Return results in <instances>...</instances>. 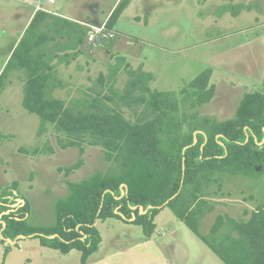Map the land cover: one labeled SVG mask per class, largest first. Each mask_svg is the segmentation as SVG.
<instances>
[{
    "label": "rangeland",
    "instance_id": "374dc122",
    "mask_svg": "<svg viewBox=\"0 0 264 264\" xmlns=\"http://www.w3.org/2000/svg\"><path fill=\"white\" fill-rule=\"evenodd\" d=\"M54 1L64 9V15L85 21L88 30L80 49L83 55L70 65L56 68L57 77L65 83V88L54 92L58 99H82L90 93L89 88L110 94L111 83L124 93L133 79L129 68L151 73L152 91L176 93L180 114L194 111L183 107L181 90L208 69L215 95L196 109L200 116L230 119L244 94H264V0H132L113 30H107L105 25L120 0ZM17 2L0 0V76L36 11L33 6ZM121 59L124 62L116 81L108 82L111 67ZM100 76L105 82L102 87ZM4 83L0 95V204L17 211L28 201V224L53 228L57 223L56 203L70 195L67 182L78 183L96 173L115 174L117 164L106 159L100 147L84 145L83 154L78 147L62 148L61 143L68 137L53 125H47L46 132L40 135L41 119L23 105V73L7 72ZM121 110L135 122L144 107L140 104L134 110ZM21 149L40 152L32 155ZM81 159L82 167L71 175L60 171ZM15 182L16 191L12 188ZM209 191L206 200L214 211L201 220L202 234L210 232L220 215L244 222L264 206V173L227 175L221 187L214 184ZM13 194L17 197L16 207L3 203ZM19 199L25 203L22 205ZM155 223L152 237L147 238L143 228L133 223L116 218L97 221L102 242L87 264H224L169 208L155 218ZM2 241L0 234V264H82L78 250L64 255L41 246L33 237L14 244ZM10 244L11 250L5 256Z\"/></svg>",
    "mask_w": 264,
    "mask_h": 264
},
{
    "label": "trees",
    "instance_id": "16d2710c",
    "mask_svg": "<svg viewBox=\"0 0 264 264\" xmlns=\"http://www.w3.org/2000/svg\"><path fill=\"white\" fill-rule=\"evenodd\" d=\"M131 2L120 0L105 25L107 30L114 29ZM87 33V27L79 23L37 12L0 76V95L5 89V74L22 72L23 105L41 119L39 134L46 132L47 125H53L68 137L61 143L64 149L78 147L83 154L84 145L100 147L106 159L116 162L117 172L67 182L70 195L56 203L57 223L53 228L28 224V201L9 214L11 207L0 204L2 243L33 236L41 246L64 255L78 250L81 263L87 264L102 242L97 221L116 218L133 223L150 238L157 226L155 218L169 208L224 264H264V206L248 221L220 215L208 234L199 230L201 220L214 211L206 200L212 185L221 187L227 175L264 173V94H244L230 119L200 116L196 109L215 95L208 69L181 90L183 107L194 111L180 114L176 93L152 91L151 73L126 66L133 79L124 93L111 83L110 94L89 88L90 93L82 99H58L54 92L65 88V83L57 77L56 68L70 65L82 54ZM123 62L121 59L111 67L108 82L116 81ZM99 83L104 86L103 76ZM140 104L143 112L137 114L135 122L128 120L121 108L134 110ZM21 152L38 155L40 151ZM82 165L81 159L60 171L69 176ZM12 188L17 190L16 182ZM16 201L14 195L3 203L11 206ZM10 250L11 244L5 256Z\"/></svg>",
    "mask_w": 264,
    "mask_h": 264
},
{
    "label": "crops",
    "instance_id": "0c3cea01",
    "mask_svg": "<svg viewBox=\"0 0 264 264\" xmlns=\"http://www.w3.org/2000/svg\"><path fill=\"white\" fill-rule=\"evenodd\" d=\"M18 2L17 3H20L21 5H27V6H33V8H36V11L34 12V14L31 16L30 20L28 21L27 25L25 26L24 28V33L26 32V30L28 29L29 25L31 24L32 20L34 19L35 15L37 12L39 11H44L50 15H53V16H56V17H59V18H63V19H67L69 21H73V22H76V23H79L85 27H87L84 23L85 21H82L80 19H74V18H71V17H68L67 15H64L62 12L64 11V9H60L59 6H57V2L54 1V3H50L48 1H43V0H35L34 3H32V0H17ZM24 2V3H23ZM33 4V5H31ZM51 4H55L53 5V8L51 7ZM44 6V7H43ZM46 7V8H45ZM32 8V7H30ZM55 10V11H53ZM55 12V13H54ZM20 41V40H19ZM19 43V42H18ZM85 43V42H84ZM16 44L14 46V48L12 49V51H14V49L16 48ZM83 49V48H82ZM11 51V52H12ZM84 51V49H83ZM83 55V53L81 54ZM150 241V240H149ZM133 251V250H132ZM131 252V251H130ZM162 264V263H161Z\"/></svg>",
    "mask_w": 264,
    "mask_h": 264
},
{
    "label": "water",
    "instance_id": "95a60500",
    "mask_svg": "<svg viewBox=\"0 0 264 264\" xmlns=\"http://www.w3.org/2000/svg\"><path fill=\"white\" fill-rule=\"evenodd\" d=\"M122 187H124V188H126V186L125 185H122ZM174 198V197H173ZM18 202H20V203H22V205L25 203V201L24 200H22V199H19L18 200ZM21 205V206H22ZM17 205H13V207H16ZM10 211H12V209L10 210ZM10 211H8L6 214H9L10 213ZM140 211H141V213H144V211H143V209L141 208L140 209ZM33 237V236H32ZM55 237V236H54ZM54 237H52V238H54ZM20 239H25V237L24 236H20L19 237ZM8 243H13L14 244V242H11L10 240H8Z\"/></svg>",
    "mask_w": 264,
    "mask_h": 264
},
{
    "label": "built area",
    "instance_id": "2783aa9c",
    "mask_svg": "<svg viewBox=\"0 0 264 264\" xmlns=\"http://www.w3.org/2000/svg\"><path fill=\"white\" fill-rule=\"evenodd\" d=\"M49 2H51V3H53L54 2V0H48Z\"/></svg>",
    "mask_w": 264,
    "mask_h": 264
},
{
    "label": "bare ground",
    "instance_id": "6f19581e",
    "mask_svg": "<svg viewBox=\"0 0 264 264\" xmlns=\"http://www.w3.org/2000/svg\"><path fill=\"white\" fill-rule=\"evenodd\" d=\"M106 28V27H105ZM122 188H124V187H122Z\"/></svg>",
    "mask_w": 264,
    "mask_h": 264
}]
</instances>
